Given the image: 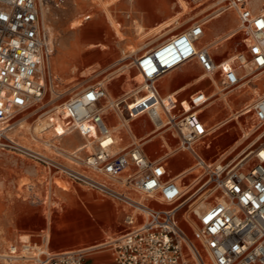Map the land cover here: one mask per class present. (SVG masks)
Returning a JSON list of instances; mask_svg holds the SVG:
<instances>
[{"label":"built area","instance_id":"2783aa9c","mask_svg":"<svg viewBox=\"0 0 264 264\" xmlns=\"http://www.w3.org/2000/svg\"><path fill=\"white\" fill-rule=\"evenodd\" d=\"M65 2L0 0V124L4 125L0 140L53 85L54 76L45 66L55 44L44 9L62 7ZM218 6L220 14L235 11L240 28L249 36L246 49L233 59L240 67L250 66L263 75L261 95L245 108V113L253 112L258 126H262L264 28L258 27V22H264V7L255 10L251 0H221ZM206 23H193L134 61L145 81L137 91L141 97L131 93L121 99H107L106 87L98 82L60 105L59 115L66 125L63 132H78L84 139L83 147L68 158L72 165L10 139L4 144L122 208L125 229L106 244L118 264H188L191 258L198 264H264V142L238 160L209 162L202 146L211 147V129L201 109L212 96L198 90L180 99L177 93L163 94L159 86L169 72L197 61L212 84L215 79L228 93L239 88L242 78L236 66L218 63L209 47L201 46ZM220 71L223 74L219 77ZM107 112L125 117L130 125L148 117L155 129L160 127L164 132L163 139L169 142L170 134L178 139L177 149L194 158L189 168L200 183L195 192L209 185L219 192L220 198L197 215L192 235L180 223L185 192L181 182L171 176L165 154L150 158L144 150L146 140L122 145L124 137L116 135L105 121ZM127 132L132 129L127 128ZM90 145L93 151L88 149ZM58 153L64 157L68 154L62 149ZM12 247L6 257L11 263L86 264L89 252L86 248L54 251L32 242L24 243L22 251Z\"/></svg>","mask_w":264,"mask_h":264},{"label":"rangeland","instance_id":"374dc122","mask_svg":"<svg viewBox=\"0 0 264 264\" xmlns=\"http://www.w3.org/2000/svg\"><path fill=\"white\" fill-rule=\"evenodd\" d=\"M101 1L104 2L102 4L108 5L115 21L121 24L125 38L120 39L116 35L105 11L103 9L100 11L92 0H66L62 7L44 9L45 22L55 44L54 56L57 55V49L61 44H64L65 52L61 58L62 65L57 70H52L53 85L48 87L44 99L20 115L16 125L7 131L0 140V255L6 256L13 245H17L18 249L22 251L24 242L21 241L24 240L22 239L24 236H28V242L37 246L50 248L54 251L69 250L80 247L87 248L104 241H111L121 235L126 226L125 214L118 204L73 183L62 174L50 172L42 164L19 153L12 147L4 145L9 142L8 139L35 148L37 151L64 163H70V159L63 155L60 156V153L56 151L62 148L69 152L73 148L67 146L65 142L67 133H64L63 129L66 128V125L62 123L60 130L55 133L52 130L43 131L42 138L39 134L34 133L35 128L50 122L52 117H60L58 114L63 102L75 93L98 82H103L106 87L107 99L124 98L125 92L143 82L138 69L134 66V61L143 52L148 51L171 34L185 29L194 21L207 20L206 36L202 40L206 46L219 36L224 35L230 26H232L231 29H236L237 33L234 37L223 44L219 51L215 52L214 49L211 52L217 62L234 58L239 51L246 49L245 43L249 36L240 28L238 14L231 10L220 14L218 1L221 0H148L157 7V12L161 15L152 20L143 18L144 14L140 13V10L144 12V6L148 7V3L144 0ZM76 2L80 5H77ZM251 3L255 10H261L264 7V0H251ZM229 13L234 17L230 20L232 24L220 26L222 19ZM87 15L91 17L85 19ZM73 21L81 23L77 28L70 29ZM162 22L166 23L161 29L148 33ZM139 23L144 27L142 32L138 31L136 26ZM97 24L108 32L109 39H102V42L108 43L107 48H103L101 45L90 46L88 45L91 41L89 36L82 37L85 29ZM167 24L168 26L164 27ZM215 24L219 26L218 32L221 35H214L212 32V26ZM170 30H172L171 33L163 36ZM132 45H137L139 50L132 55L129 52L130 56L125 58V51H128V46ZM127 65L129 67H126ZM228 65L240 67L234 59L229 61ZM189 66H195L199 72H204L201 65L197 61H193L183 68L177 69L176 73ZM239 71L242 78V90L247 92L244 96L237 98L236 92L241 89L239 87L232 93L229 92V96L234 99V107L241 108L253 105L261 95L263 75H258V72L250 66L242 67ZM222 74L223 71H220L218 76L220 77ZM203 83L207 86H192L186 92L191 93L198 88H203L210 96L214 92L217 93L207 103V105L211 103L210 107L206 108L207 105H205L201 109V116L211 129V135L208 137V140L212 142L211 147L207 149L202 146V154L209 162L238 160L264 142V125L258 126L253 112L244 113L238 119L213 132V122L224 119L228 115V108H223L221 105L222 94L228 92L224 91L220 85L218 87L213 85L208 78ZM254 88H257V93L253 90ZM214 109H219V112L213 118L211 112ZM22 119L23 123L19 124ZM121 119L124 120V117ZM58 120L62 121L61 118ZM22 124L24 127H21ZM152 127L153 124L150 123L148 129ZM3 128L4 125L0 124V129ZM60 133L61 135H59ZM32 136L40 139H33ZM161 139L163 140L162 137ZM254 140L257 141V144L247 151V146ZM45 141H49L50 145H46ZM157 141L152 144L158 146L159 149L151 145H147L146 149L150 146L153 156L164 155L166 149ZM169 143L173 152L164 155L163 159L168 161L172 168L170 174L174 175L177 171L193 164L194 158L189 153L177 149L178 139L173 138L170 134ZM88 149L94 150L91 145ZM82 153L86 154L85 151ZM181 158L184 163L175 169L174 167L180 164L179 159ZM191 178H195L194 173L185 179V183H188ZM196 182L194 190L190 194H186L185 200L197 190L200 183ZM207 189L214 192L212 185L204 188V190ZM214 193L219 195L218 191ZM197 198L194 196L179 211L180 223L189 235L193 234L196 224L188 222L184 212L190 210V205ZM214 202L215 196L210 198L207 208ZM191 215L197 222V215H194V212ZM188 261V264H198L193 258ZM0 264L29 263L23 261L8 263L5 257H0ZM86 264L118 263L113 258L112 250L108 245H105L89 250Z\"/></svg>","mask_w":264,"mask_h":264},{"label":"bare ground","instance_id":"6f19581e","mask_svg":"<svg viewBox=\"0 0 264 264\" xmlns=\"http://www.w3.org/2000/svg\"><path fill=\"white\" fill-rule=\"evenodd\" d=\"M92 2H94L96 4V6L99 7L98 9L100 11L102 9L105 11L108 19L111 21V23L113 25V28L115 30L114 32L116 33V35L120 39L125 38V35H124L123 31L121 30V24L119 22H116L115 21L113 14L108 9V5L102 4L104 2H102L101 0H92ZM219 2L220 1H218V3ZM76 4L77 5H80L77 2H76ZM231 19H234V17H233V15L231 13H229V14L225 15V17L222 19V21L227 22V23H230V20ZM80 23H81L80 21H73L72 24L70 25V29L77 28ZM136 26L138 27V31H141L142 32L144 30V27L140 23L137 24ZM164 27H166V26H164ZM159 29H161V28H159ZM158 30H155V31H158ZM148 33H152V31L151 32H148ZM166 33H164L163 36L166 35ZM236 33H237L236 32V29H230L224 35L219 36L218 38H216L215 41L212 40L213 42L212 43H209V45H207L209 47L210 52L214 51V49H215V52L216 51H219L220 50L219 48L222 47V45L225 44L227 41H229L230 39H232ZM86 35H88L89 36V39L91 40L88 43V45H90V46L101 45L103 48H107L108 47V43L107 42H105V43L102 42V39H106V40L109 39L108 32L103 27H101L99 24L94 25V26L90 27L89 29H85L84 30V35L82 37L85 38ZM96 41H98V42H96ZM138 50H139V48L137 47V45L136 46L135 45L128 46V51H125V58L129 57L130 55H132V53H135ZM64 52H65L64 44H61L59 46V48L57 49V55L54 56V54H53L54 58L52 56L51 59H50V61H49V63L45 66L46 71L47 70H50V72L52 73V70H57L62 65L61 58H62V55L64 54ZM129 52L131 53L130 55L128 54ZM54 53H55V51H54ZM52 58H53V60H52ZM231 60H233V57L232 58L223 59V60L219 61L218 63H222V62L225 63V62H229ZM126 67H129V65H127ZM246 67H243V68H246ZM139 73H140V71H139ZM140 75H141V73H140ZM258 75H260V74H258ZM207 76H208L207 74L200 73L199 75H197L196 79L197 80H200V81H204V80H206ZM141 77H142V75H141ZM142 79H143V82L140 83V84H138V85H136L134 88H130L127 91L125 97L127 95L131 94V93H135L136 94L137 91L141 90L144 87L145 81H144V78L143 77H142ZM213 85H216L218 87V83H217V81L215 79H214V84ZM242 86L243 85H240L239 87L241 89L236 92V97L237 98H240V97L244 96L246 94V92H247V91L242 90ZM253 90L256 91V93H257V88L256 89L254 88ZM219 92L220 91L218 90V93ZM230 93H232V92H230ZM230 93L222 94V100L223 101L220 100V101H222L221 102V105L223 106V108H225V107L228 108V115L224 119L216 120V121L213 122V124H212V130H213V132L218 131L223 125H226V124L230 123L231 121H234L235 119H238L241 115H243L245 113V108H247V107H249V106L252 105V104L251 105H247V106L241 107V108L234 107V105H233L234 104V99L231 98V96H229ZM216 94L217 93L214 92L212 94V97H214ZM251 94H252V92H251ZM141 96H142V94H139V95H137V98H139ZM210 105H211V103H209L206 108L210 107ZM218 112H219V109L212 110V112H211L212 113V117L213 118L216 117L218 115ZM58 118H60V117H58ZM58 118H56V116L55 117H52V119H51L50 122L43 123L41 126L36 127L35 128L36 131L34 133L39 134L41 136V138H42L43 137V134H42L43 131H46V130L51 131L52 130L53 133H55L56 131L60 130V127H61L63 121H59ZM23 121L24 120L22 119L19 122V124L23 123ZM157 125L159 126L158 123H157ZM122 126H127V122L126 121L125 122H120L116 126L115 129H119ZM21 127H24V125L22 124ZM155 130L156 131L153 132L152 139L150 141H152L154 139H157L162 144V147H164L165 149L167 147L169 148L168 150L166 149V155L171 154L173 152V149L169 146L168 143L163 142L162 139H161V137H163V134L160 131H162V130H160V127H158ZM130 135H132V133ZM148 136H150V135H148ZM248 136H249V134H248ZM38 138L39 137H36V136L33 137V139H36V140ZM66 140H69L72 143V146L71 147H73V148L69 152L66 151L68 154H65V155L67 156V158L72 159L70 154H73L78 149H81L83 147L84 143H82V142L79 141V139L77 138L75 132H68L67 135H66V137H65V141ZM45 144L46 145H50L49 141H45ZM256 144H257V141H255V140L253 142H251L247 146V148H248L247 151L250 150V149H252ZM148 145H150V142H149ZM23 146L26 147V148H28V149L36 150L35 148L27 147L25 145H23ZM61 149L62 148H59L56 151H60ZM62 150H64V149H62ZM41 153H43V152H41ZM43 154H45V153H43ZM182 159L183 158L179 159L180 164H181ZM67 164L72 165V162L67 163ZM180 164H177L174 168L177 169ZM190 173H191L190 169H188V167H185L183 170L177 171L174 175H172L173 177L177 178L179 182H181L182 189L185 192V196H186V194H190L194 190V187H195V185L197 183L196 180H193V179H191L188 183H185V179L190 176ZM25 184H27V183H25ZM200 192H201V194H200ZM191 195H192L191 197H189L187 200H185L182 203V206L181 207H183L189 200H191L192 198H194V196L195 197H198L190 205V210H187L186 212H184V216L186 217L187 221L195 225L196 224V220L193 218V216L191 215V213L194 212V215H201V213L207 208V205L210 203V198H212V197L215 196V200H216V199H219L220 196L217 195V194H215L214 192H212L211 189H207V190L202 189L200 191L194 192ZM22 239H24V240L21 241V242H24V243L28 242V236H24ZM108 242L109 241H104V242H101V243H98V244H94V245H91V246L87 247L86 249L87 250L97 249V248H100V247L105 246ZM15 246H17V245H15ZM10 248H13V247L11 246ZM0 257H5L6 258L7 255L6 256L5 255H0Z\"/></svg>","mask_w":264,"mask_h":264},{"label":"crops","instance_id":"0c3cea01","mask_svg":"<svg viewBox=\"0 0 264 264\" xmlns=\"http://www.w3.org/2000/svg\"><path fill=\"white\" fill-rule=\"evenodd\" d=\"M148 3V7L144 6V12L140 10V13L141 14H144L143 15V18H147L148 20H152V19H156L158 18L159 16H161L158 12H157V7L156 6H153L151 4V2H149L148 0H144ZM197 21H204V20H197ZM197 21H194L193 23L197 22ZM207 21V20H206ZM166 22H162L161 24H159L158 27H153L151 31H155V30H158L159 28H161L163 25H165ZM192 23V24H193ZM191 24V25H192ZM207 24V23H206ZM224 24H229L231 25L232 23H227V22H224L222 21L220 23V26L221 25H224ZM189 25V26H191ZM168 25H166L167 27ZM188 26V27H189ZM232 26H230L226 32H228L230 29H231ZM187 28V27H186ZM185 28V29H186ZM184 30V29H183ZM219 26L217 24L213 25L212 26V32L214 33V35H221L219 32ZM182 31V30H180ZM180 31H177L171 35H174ZM172 30L170 31H167L166 35L171 33ZM225 32V33H226ZM224 33V34H225ZM164 35V36H166ZM170 35V36H171ZM206 36V25H205V35L204 37L201 39V46H204V47H208L206 46V44L203 43V39L205 38ZM169 37V36H168ZM154 47V46H153ZM213 55V53H212ZM185 66V65H184ZM184 66H182L181 68H183ZM238 70L242 67H236ZM180 69V68H179ZM177 70V69H176ZM176 70H173L171 72H169L168 74H166L164 77L163 80H161V82H159V86H160V89L162 91L163 94L167 95V94H172V93H177L178 97L180 99H185V98H188L192 93L198 91V90H205L203 88H198L194 91H192L191 93H187L186 91L191 88L192 86H196V85H200L202 87H206L207 85H205V83H203V81H200V80H197L196 77L197 75H199L200 73L202 72H199L198 69L194 66H189L187 67L185 70H182L178 73H176ZM197 73V74H196ZM204 74H206L205 72H203ZM169 75V76H167ZM167 76V77H166ZM205 81V80H204ZM179 84V85H178ZM178 85V86H176ZM176 86V87H174ZM127 92H125L124 96L126 95ZM122 117H118L114 112H107L106 115H105V121L107 123V125L110 127V129L116 133V135H122L124 137V140H123V143L122 145H127L129 143H131L133 140H136V141H140V140H146V144L144 146V150H145V153L152 159H156L158 158L159 156H153L152 155V148L151 147H147L146 149V146L149 144L150 142V145L151 146H154V147H158L156 146L155 144H152L153 142H155L157 139H154L152 141H150L152 139V135H153V132L156 131L155 130V127L153 126L151 129H148V126L149 124L151 123L150 120L148 119V117H141L139 119H137L136 121H133V123L130 125L127 121V119H125L124 117V120L121 119ZM203 118V117H202ZM127 122V126H122V127H118L119 129H115L116 126L120 123V122ZM205 121V119H204ZM206 122V121H205ZM115 126V127H114ZM127 128H131L132 129V132H127ZM160 131V130H159ZM162 132V134L164 133L163 131H160ZM132 133V135H130ZM77 138L79 139L80 142L84 143V139L80 136V134L78 132H75ZM150 135V136H148ZM133 136V137H132ZM148 136V137H147ZM134 138V139H133ZM163 142H166L169 144V142H167L165 139L162 140ZM67 146H72V143L69 141V140H66L65 141ZM158 142V141H157ZM74 145V144H73ZM170 146V144H169ZM171 147V146H170ZM159 149V147H158ZM163 149V148H162ZM167 150L169 149L168 147L166 148ZM162 155V154H161ZM166 155V153H165ZM182 163L180 165H182L184 163V160L182 159L181 161ZM192 165V164H191ZM190 165V166H191ZM189 166V167H190ZM168 167H169V170H170V173L172 171V168L170 166V164L168 163ZM188 167V169H190ZM181 171V170H179ZM191 171V169H190ZM191 174V173H190ZM172 176V175H171ZM193 180H195L194 178H191ZM81 248V247H80ZM84 248V247H83ZM77 249V248H76ZM68 250V249H67ZM69 250H72V249H69ZM58 251H65V250H58ZM6 261L8 263H10L7 259Z\"/></svg>","mask_w":264,"mask_h":264},{"label":"snow or ice","instance_id":"6c2138e0","mask_svg":"<svg viewBox=\"0 0 264 264\" xmlns=\"http://www.w3.org/2000/svg\"><path fill=\"white\" fill-rule=\"evenodd\" d=\"M258 27L264 28V22H258ZM261 63H264V60H262Z\"/></svg>","mask_w":264,"mask_h":264}]
</instances>
